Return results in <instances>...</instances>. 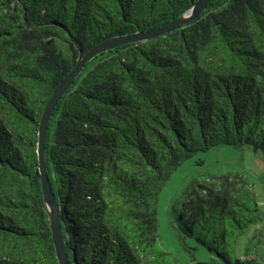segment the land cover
I'll use <instances>...</instances> for the list:
<instances>
[{"label":"trees","instance_id":"1","mask_svg":"<svg viewBox=\"0 0 264 264\" xmlns=\"http://www.w3.org/2000/svg\"><path fill=\"white\" fill-rule=\"evenodd\" d=\"M198 1L0 0V264H59L37 138L80 54ZM219 145L264 154V0H212L194 22L85 65L45 143L70 264H181L159 245L158 197L186 158ZM173 213L192 264H261L238 242L260 220L251 190L224 184ZM198 246L215 257L197 260Z\"/></svg>","mask_w":264,"mask_h":264},{"label":"rangeland","instance_id":"2","mask_svg":"<svg viewBox=\"0 0 264 264\" xmlns=\"http://www.w3.org/2000/svg\"><path fill=\"white\" fill-rule=\"evenodd\" d=\"M229 189L251 190L260 204V220L238 238L239 247L249 246L252 253L259 250L264 264V154L250 146L219 145L196 152L186 158L171 173L158 197L157 219L160 247L181 264H192L189 252L180 243V222L173 209L184 206L211 189L223 185ZM189 242L192 240L188 239ZM193 243V242H192ZM214 254L198 246L196 258L209 261Z\"/></svg>","mask_w":264,"mask_h":264},{"label":"water","instance_id":"3","mask_svg":"<svg viewBox=\"0 0 264 264\" xmlns=\"http://www.w3.org/2000/svg\"><path fill=\"white\" fill-rule=\"evenodd\" d=\"M211 2L212 0H199L184 14H182L173 21L161 27L148 31L136 32L133 34L107 38L101 41L100 43H98L92 49H90L87 53L85 54L81 53L77 60L76 66L56 86L51 97L47 101L42 112V116L39 122V129H38V138H37L38 170L40 174L41 188L46 205V211L49 217L56 256L59 264H70V260L64 239L63 228L59 217V206L56 202L52 184L48 174L46 148H45L47 130L56 106L65 96V94L69 91L74 81L81 74L85 65L89 61H91L94 57L127 43L145 41L160 36H164L168 33L176 31L179 28L186 26L197 20V18L201 15L204 9Z\"/></svg>","mask_w":264,"mask_h":264}]
</instances>
